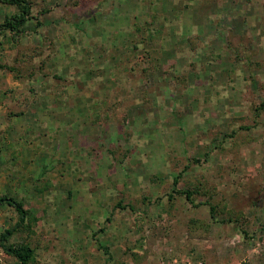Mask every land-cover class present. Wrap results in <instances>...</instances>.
<instances>
[{
	"label": "rangeland",
	"instance_id": "374dc122",
	"mask_svg": "<svg viewBox=\"0 0 264 264\" xmlns=\"http://www.w3.org/2000/svg\"><path fill=\"white\" fill-rule=\"evenodd\" d=\"M28 1L0 43V197L37 222L7 245L34 264H264V0ZM176 177L192 203L168 199ZM18 220L0 205V235Z\"/></svg>",
	"mask_w": 264,
	"mask_h": 264
},
{
	"label": "trees",
	"instance_id": "16d2710c",
	"mask_svg": "<svg viewBox=\"0 0 264 264\" xmlns=\"http://www.w3.org/2000/svg\"><path fill=\"white\" fill-rule=\"evenodd\" d=\"M2 3L7 6L14 7L16 10L14 14L9 17H6L4 23L0 24V43L2 42V38L6 32L11 33L13 38H18V34H21V30L24 28L25 24L31 18V3L28 0H0ZM9 67L0 63V70H5ZM178 184V177L173 180V189L172 194L168 196V199H173V196L180 195L184 196L185 199L192 203V197L196 194H199L197 190H185L178 191L176 189ZM0 205H6L8 207L13 208L19 216L18 222L8 230H5L0 235V248L3 250L4 254L16 259L19 264H34L35 255L34 251L28 244L20 243L18 245H10L8 241L13 236L17 230L25 224V222L31 221L36 223L37 220L31 216V213L27 209H24V205L21 201H17L10 196H1L0 197ZM131 208V207H130ZM132 209V208H131ZM215 206L210 207V216L214 217L215 214ZM103 248V247H101ZM105 250V249H103Z\"/></svg>",
	"mask_w": 264,
	"mask_h": 264
}]
</instances>
